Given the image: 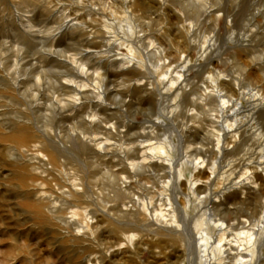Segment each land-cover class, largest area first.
Wrapping results in <instances>:
<instances>
[{
    "label": "rangeland",
    "instance_id": "obj_1",
    "mask_svg": "<svg viewBox=\"0 0 264 264\" xmlns=\"http://www.w3.org/2000/svg\"><path fill=\"white\" fill-rule=\"evenodd\" d=\"M121 148L147 164L130 181ZM196 160L202 175L186 167L182 182L196 174L199 196L224 199L215 219L233 246L238 221L264 217V0H0V264H188L177 233L119 211ZM260 239L252 264H264Z\"/></svg>",
    "mask_w": 264,
    "mask_h": 264
},
{
    "label": "bare ground",
    "instance_id": "obj_2",
    "mask_svg": "<svg viewBox=\"0 0 264 264\" xmlns=\"http://www.w3.org/2000/svg\"><path fill=\"white\" fill-rule=\"evenodd\" d=\"M187 63V61H186ZM185 66V65H184ZM185 67H182V69L184 70ZM182 70V73L184 72ZM177 73V72H176ZM181 73V72H180ZM171 78V77H170ZM180 80V75L179 78L176 80L172 79L171 83L169 84H177ZM181 81V80H180ZM182 84V83H181ZM176 88V87H175ZM177 88H178V84H177ZM182 88V86L180 87ZM179 88V89H180ZM171 89V88H170ZM183 89V88H182ZM168 91V90H167ZM170 92V91H169ZM179 92V91H178ZM181 92V91H180ZM223 93L222 90H220L219 93H217V96L215 95H211V97H213L214 99L217 98L220 100V104L218 105V111L220 113H224L226 114L227 112H225V110L228 108V106L230 105L229 103L233 101L230 99V101L228 100L227 95H225ZM227 94V92H226ZM179 95V94H178ZM208 95V94H207ZM204 97V94H203ZM258 96H256V93H254L253 95L249 96L250 100H255L257 99ZM259 98V97H258ZM176 99V98H175ZM209 99V98H208ZM217 99L215 101H217ZM243 100V99H242ZM201 102H204V100H201ZM209 102V101H207ZM214 102V101H213ZM249 102V101H248ZM201 104V103H200ZM204 104V103H203ZM207 105V104H206ZM204 105V106H206ZM236 105V107L241 108V105L238 103L234 104ZM198 106V104H197ZM258 106V105H257ZM238 109H233V115L236 117L237 112L239 111ZM252 108V107H251ZM232 110V109H231ZM225 121V120H224ZM224 123V122H223ZM237 126V121H233V124H227L225 127H218L219 132H221L222 134L220 135L221 139L222 137H224V135H229L230 133H235L236 135H238L239 130L241 131V127H236ZM113 128V127H112ZM189 128V127H187ZM216 128V127H214ZM212 128V129H214ZM244 128V127H243ZM198 129V128H197ZM196 128L194 130H197ZM204 129V128H203ZM114 130V129H113ZM190 129H188L187 131H189ZM214 130V131H216ZM130 131V130H129ZM185 131V130H184ZM217 131V132H218ZM153 132V131H152ZM183 132V130H182ZM192 132V131H191ZM177 133V132H176ZM190 133V132H188ZM195 133V132H194ZM182 134V133H181ZM186 134V132H185ZM184 134V136H185ZM212 134V133H211ZM215 134V133H214ZM183 135V134H182ZM187 135V134H186ZM213 135V134H212ZM232 135V134H231ZM117 136V135H116ZM191 136V135H189ZM193 136V135H192ZM191 136V137H192ZM195 136V135H194ZM194 136L192 138H194ZM217 136V135H216ZM233 136V135H232ZM231 136V137H232ZM149 137V135H148ZM214 137V136H213ZM220 137L218 136V141L217 143L220 144ZM227 137V136H226ZM230 137V138H231ZM153 138V137H152ZM158 138V137H157ZM187 138V137H185ZM149 139V138H148ZM147 139V140H148ZM161 139V138H160ZM238 139V137L236 138ZM90 140H92L90 138ZM184 140V139H182ZM239 140V139H238ZM94 142V140H92ZM165 141V140H164ZM187 141V140H186ZM22 142V140H21ZM145 142V141H143ZM142 142V143H143ZM167 142V141H166ZM170 142V141H169ZM95 143V142H94ZM93 143V144H94ZM165 143V142H164ZM97 145V144H96ZM95 145V146H96ZM100 145V144H99ZM153 145V144H152ZM102 146V145H100ZM99 146V147H100ZM151 146V145H150ZM171 145H169L170 147ZM221 146V144H220ZM223 146V145H222ZM148 147L149 146H145ZM172 147V146H171ZM205 147V146H204ZM102 148V147H101ZM100 148V149H101ZM106 148V147H105ZM127 148V147H126ZM135 148V147H134ZM133 148V149H134ZM100 149L98 151H100ZM103 149V148H102ZM101 149V150H102ZM122 149V150H121ZM121 153L124 155V157H122L125 161H128V166L129 169H127L126 167L123 168V170L120 172L123 174L124 180L127 181L132 178V173H134V175L138 172L143 171L145 168V165L147 164H143L144 159H141V161L143 160V162H139L137 158V153L139 152L138 149H129L126 150L124 148H121ZM172 149V148H171ZM197 149V148H196ZM144 150V149H142ZM146 150V149H145ZM149 150L151 152H155V154H162V155H166V151L165 148L163 147H158L156 145V147L151 146L149 148ZM200 150V149H199ZM226 150V149H225ZM134 152V155L130 154V152ZM149 151V153H150ZM202 151V149H201ZM223 151V147L220 148L219 146L217 147V152L220 154ZM145 152V151H144ZM171 152V150H170ZM223 153V152H222ZM120 154V153H119ZM147 154V153H146ZM145 154V155H146ZM154 154V153H153ZM199 154V153H198ZM152 155V154H151ZM196 155V154H195ZM200 155V154H199ZM203 155V154H202ZM217 155V154H216ZM155 156V155H154ZM147 157V156H146ZM146 157H144L146 159ZM161 157V156H160ZM169 157V156H168ZM141 158V156H140ZM151 158V157H150ZM147 158V159H150ZM162 158V157H161ZM155 159V158H154ZM156 159H158L156 157ZM163 159V158H162ZM173 159V158H172ZM193 159V158H192ZM191 159V160H192ZM46 160V159H45ZM160 160V159H159ZM166 160V159H165ZM221 160V159H220ZM151 161V159H150ZM161 161V160H160ZM201 161V160H200ZM199 160L194 161H186L184 164H181L178 168V170H176V179H174L173 177L169 178L170 180L168 182H166L164 184V186H162V191H160L159 193L156 194L157 198H152L149 201H145L144 199H139V198H133L135 201L131 202L132 205L130 204V207L126 204H124V206H128L126 209L124 207V211H119L122 214L123 220L124 218L127 217H135L137 215H145L148 218H146L149 222H152L155 226H158V229H167L170 228L171 230L174 231V233H177L179 235V237L182 238V243H183V247L186 250L185 255L188 258V264H216V261L221 262V264H227V262H225L226 260L228 261L230 258H233L234 256H232L230 254V251L232 250L233 252V247L235 244L238 245L237 249H234L236 251L235 258H238L236 261V264H252L253 263V257L254 255L257 256L255 254V251H257V247L259 246V240L261 234L264 233V217H262L263 221H261L260 223H262V225L260 224H250L249 222H237V225H240L241 228L239 227V232L237 233V240L235 241V244L233 246H231V241H227V237L230 235V232L233 230V227H228L226 225V223L221 220V219H215V213L217 211V209H220L219 207H224V203H223V198L218 196L215 199H212L209 196H199L202 189L197 187L198 184V180L194 181V178L196 176V174L194 175H190L191 178L189 180H186L185 183H183L182 181L185 179L184 177V168L189 167L190 170H192L193 172L198 173L197 177H199L200 175H202V169L205 165L204 161L202 160V162H200ZM207 161V160H206ZM120 162V161H119ZM178 162V161H177ZM146 163V161H145ZM164 163V162H163ZM166 163V162H165ZM216 163V162H215ZM215 163H213V165H211L212 167L210 168L211 171V176H215ZM264 163V162H263ZM44 164V163H43ZM122 164V163H121ZM151 164V163H150ZM168 164V163H167ZM166 164V165H167ZM174 164V163H173ZM162 165V163H161ZM164 165V164H163ZM170 165V164H168ZM45 166V165H44ZM127 166V165H126ZM150 166V165H149ZM146 166V167H149ZM157 166L160 167L157 163ZM47 167V166H46ZM156 167V168H158ZM122 168V167H121ZM151 168V167H150ZM149 168V169H150ZM171 169V171L173 170L172 167H169ZM176 168V167H175ZM246 168V167H245ZM251 168V167H250ZM147 169V170H149ZM152 169V168H151ZM155 169V168H154ZM163 169V167H161V170ZM165 169V168H164ZM208 169V168H207ZM256 169V168H255ZM261 170L264 173V166L261 168ZM150 171V170H149ZM191 171V172H192ZM217 171V168H216ZM118 172V171H117ZM157 171H155V175ZM168 172V171H167ZM174 173V172H173ZM117 174V173H116ZM114 174V175H116ZM141 174V173H140ZM168 174V173H167ZM191 174V173H190ZM204 174V173H203ZM208 174V173H207ZM119 175V174H118ZM144 175V174H143ZM169 175V174H168ZM220 175V174H219ZM258 175V174H257ZM254 176V175H253ZM259 176V175H258ZM121 177V176H120ZM122 177V178H123ZM141 177V175H140ZM154 177V176H152ZM169 177V176H168ZM165 177V178H168ZM250 177V176H249ZM158 178V177H157ZM202 178V177H201ZM200 178V179H201ZM208 178V177H207ZM254 178V177H253ZM116 182L118 181V178H115ZM121 179V178H120ZM252 179V178H251ZM262 179V178H261ZM122 180V182L124 181ZM167 180V179H166ZM206 180V179H205ZM210 180V179H209ZM114 181V180H113ZM123 182L121 184H123V187H125V191L129 190V184L130 183L128 181L127 182ZM136 181V180H135ZM134 181V182H135ZM185 181V180H184ZM165 182V181H164ZM140 183V182H139ZM262 183V182H261ZM125 185V186H124ZM132 185V184H131ZM130 185V188H133ZM137 185V184H136ZM143 185V184H142ZM155 185V184H154ZM236 188H242V186L244 185L240 180L234 182L233 184ZM248 185V184H247ZM122 186V185H121ZM183 187H187V191L189 192V195L184 198V204L181 203V193L180 191L182 190L181 188ZM204 186V185H202ZM232 186V185H231ZM230 186V187H231ZM75 187V186H74ZM149 187V186H148ZM154 187V186H153ZM152 187V188H153ZM159 187V186H158ZM161 187V186H160ZM122 188V187H121ZM142 188V187H141ZM140 188V189H141ZM157 188V187H156ZM143 189V188H142ZM181 189V190H180ZM207 189V188H206ZM209 189V188H208ZM225 189V188H224ZM146 190V189H145ZM159 190V189H158ZM186 190V188H185ZM247 190V189H246ZM117 191V190H116ZM131 191V190H130ZM134 190H132L133 192ZM142 191V190H141ZM144 191V190H143ZM226 191V190H225ZM242 191V189H241ZM75 192V191H73ZM72 192V193H73ZM186 193V191H184ZM184 192L182 195H184ZM71 193L68 192V194ZM71 193V194H72ZM78 192H76L77 194ZM144 193V192H143ZM205 193V191H204ZM237 193V192H236ZM243 193V192H242ZM241 193V194H242ZM70 194V195H71ZM132 194V193H130ZM141 194V193H140ZM148 194V193H147ZM223 194V193H222ZM75 195V194H74ZM128 195V194H127ZM134 195V194H133ZM143 195V194H142ZM243 195V194H242ZM125 196V195H124ZM144 196V195H143ZM147 196V195H146ZM144 196V197H146ZM149 196V195H148ZM186 196V195H185ZM143 198V197H141ZM214 198V197H213ZM231 198V197H230ZM241 198V197H240ZM129 199V198H128ZM146 199V198H145ZM223 199V200H222ZM148 200V199H146ZM227 200V199H226ZM237 200V199H236ZM124 201V200H123ZM128 201V200H127ZM129 202V201H128ZM127 203V202H126ZM226 204V203H225ZM117 209V208H116ZM229 208H227L228 210ZM195 211L197 212L198 218L194 221L193 223V231L191 230V228L189 229L188 226V220L189 219V212L190 211ZM117 212V211H116ZM224 212V211H223ZM222 213V212H221ZM219 214V213H218ZM76 215V214H75ZM73 215V216H75ZM217 216V215H216ZM223 216V215H221ZM218 217V216H217ZM145 219V218H144ZM142 220V219H141ZM140 220V221H141ZM240 220V218H239ZM242 220V219H241ZM261 220V219H260ZM119 221V220H118ZM121 221V220H120ZM119 221V222H120ZM144 221V220H143ZM235 223V220H234ZM255 223V222H254ZM133 224V223H132ZM147 224V223H146ZM86 225V224H85ZM137 225V223H136ZM232 226V225H231ZM248 226H252L250 228H247ZM87 227H89L87 225ZM143 227L141 226V229ZM149 228V227H148ZM146 229V228H145ZM144 230V229H143ZM148 231V230H147ZM234 231V230H233ZM238 231V230H236ZM145 232V231H144ZM154 232V231H153ZM162 232V231H161ZM169 232V231H168ZM171 232V231H170ZM123 238L125 239V241L128 242H132L133 239H135V237H137V235L135 233L127 232V231H123ZM121 233V234H122ZM139 233H141L139 231ZM149 235V234H148ZM176 235V236H178ZM156 236V235H155ZM159 236V234H158ZM147 237V236H146ZM138 239V238H137ZM178 239V237H177ZM179 240V239H178ZM127 242V244H128ZM244 242L250 244V247L245 249L244 248ZM181 243V242H179ZM240 243V244H239ZM126 244V243H125ZM216 244V245H215ZM182 245V244H180ZM227 245V248L224 246ZM246 252V253H245ZM183 254V253H182ZM198 254V258L195 259L194 255ZM246 257H249L250 259H247ZM246 258V259H245ZM229 263V262H228Z\"/></svg>",
    "mask_w": 264,
    "mask_h": 264
}]
</instances>
